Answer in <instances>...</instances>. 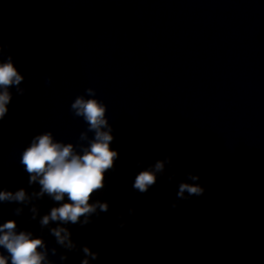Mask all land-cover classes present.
<instances>
[{
    "label": "clouds",
    "instance_id": "clouds-1",
    "mask_svg": "<svg viewBox=\"0 0 264 264\" xmlns=\"http://www.w3.org/2000/svg\"><path fill=\"white\" fill-rule=\"evenodd\" d=\"M3 55V46H0V56ZM22 79L23 77L13 66L12 57L7 56V62L0 63V89H3L0 91V119L8 112L6 105L11 99L9 87L13 84L19 85ZM48 82L51 83L50 79ZM17 91L20 95H24V89L18 88ZM85 92L93 98L85 99L84 96H77L70 106L74 116L83 117L88 130L95 133L90 146L83 149L82 155L74 151L72 143L53 142L51 133L37 136L22 154L20 162L31 176L29 183L35 182L39 177L41 189L38 195L42 196L47 193L55 201H62L66 195L69 201L60 207L53 208L50 215H45L40 221L42 226L48 225L50 220L76 224L81 216L85 217L83 224H87L89 223L87 217L96 212L97 206L101 211L108 210L106 203L89 204V199L93 192L103 188L104 172L112 167V161L117 153L110 149V142L113 139L110 134L111 129L102 130L108 127V121L105 119V104L95 98V89L89 87ZM81 138H84L83 134ZM165 162L170 163V158L157 161L154 170L140 172L135 177L133 188L140 193H146L148 188L155 184V173L163 171ZM188 179L196 181L199 177L189 174ZM204 191V188L198 184L182 182L179 184L177 198L187 199L193 195L200 196ZM185 192L188 194L187 197ZM26 199L23 189L14 194L10 191H0V201L24 202ZM173 207L176 205L173 204ZM120 227H123V224ZM15 228L16 223L12 220L0 225V233H2L0 234V246H3L10 254L11 264H42L45 254L39 252L38 249L43 247V241L31 239V233L17 234ZM51 233L56 237L57 243L68 248L74 247L69 240L70 234L66 228H53ZM83 251L86 256H90L93 260L97 259L98 253L91 252L87 247ZM0 264H7V257L0 255ZM82 264H89L88 259H84Z\"/></svg>",
    "mask_w": 264,
    "mask_h": 264
}]
</instances>
